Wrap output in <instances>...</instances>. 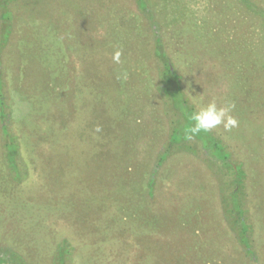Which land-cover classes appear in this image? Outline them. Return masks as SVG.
Instances as JSON below:
<instances>
[{
  "label": "rangeland",
  "instance_id": "1",
  "mask_svg": "<svg viewBox=\"0 0 264 264\" xmlns=\"http://www.w3.org/2000/svg\"><path fill=\"white\" fill-rule=\"evenodd\" d=\"M143 2L8 4L0 83L22 175L8 174L0 137V247L32 264H50L62 240L66 264H264V0ZM154 27L173 72L167 96ZM212 101L234 103L238 126L186 139ZM235 191L256 260L231 227Z\"/></svg>",
  "mask_w": 264,
  "mask_h": 264
},
{
  "label": "trees",
  "instance_id": "2",
  "mask_svg": "<svg viewBox=\"0 0 264 264\" xmlns=\"http://www.w3.org/2000/svg\"><path fill=\"white\" fill-rule=\"evenodd\" d=\"M13 0H0V7L2 11L0 12V41L5 42V37L7 36V32L9 31V21L11 17V13L8 10L7 6L8 4ZM138 6L141 9H145V3L143 0H136ZM152 25V24H151ZM154 26V25H153ZM151 26V27H153ZM154 35L157 36L154 38L155 42L154 45L156 46V49L154 50L153 57L155 60H159L163 64V68H161V75L163 77V83L160 84L159 89L162 91L164 95L167 96V92H169L167 84H168V77L172 72L170 64L168 63L167 54L164 50V47L161 45L162 41L158 37L159 34H157L158 31H156V28L154 27ZM2 86L0 83V137L3 139L2 147V157L5 164V167L7 169L8 174L11 176V178L15 181H18L15 176L21 173L20 165H21V159L19 155L20 146L17 144V135L15 134L14 128H13V122L12 117L10 113V106L6 105V101L2 97ZM212 141V140H211ZM176 141H172L169 138H167V141L163 144L161 149L158 151L154 165L152 167V171L149 175V188H152V183L154 182V179L158 173L159 167L164 163V161L168 158L169 154L171 153L174 143ZM202 146L204 145L201 142ZM213 144L216 147H219L218 143L213 140ZM220 149L217 151L219 155L217 157L221 158L223 161L222 163L226 166H230V163L228 162V154L222 153V147H219ZM222 148V149H221ZM220 152V153H219ZM22 175V173H21ZM237 184H241L242 177L244 176V173L242 172H235ZM240 192V191H239ZM239 192L235 191L231 193V198L234 199V203L232 200L231 207L227 209L228 214L232 216L231 227L232 230L235 233V238L240 246L241 251L245 255L246 258H248L250 261L256 260V251L253 248V245L251 243V228L246 223V219L244 218L246 209L242 205V199ZM0 247V254H9V257L11 258L13 264H32L30 262H27L20 254L11 251L9 252L6 249H1ZM69 244L66 240L60 241L52 254L51 262L50 264H66V259L68 260L69 255Z\"/></svg>",
  "mask_w": 264,
  "mask_h": 264
},
{
  "label": "clouds",
  "instance_id": "3",
  "mask_svg": "<svg viewBox=\"0 0 264 264\" xmlns=\"http://www.w3.org/2000/svg\"><path fill=\"white\" fill-rule=\"evenodd\" d=\"M120 56L121 53L117 51L113 56V60L120 63ZM234 108V103L229 102L224 106H218L215 101L200 107L190 116L192 124L186 133V139L191 140L195 135L201 132H210L219 126H223L225 131H231L238 126L237 119L231 115ZM96 131H100V128L97 127Z\"/></svg>",
  "mask_w": 264,
  "mask_h": 264
}]
</instances>
